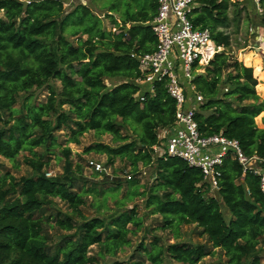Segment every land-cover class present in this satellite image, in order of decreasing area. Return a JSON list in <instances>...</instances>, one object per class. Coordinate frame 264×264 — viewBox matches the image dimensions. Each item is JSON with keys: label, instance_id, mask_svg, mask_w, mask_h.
Masks as SVG:
<instances>
[{"label": "trees", "instance_id": "trees-1", "mask_svg": "<svg viewBox=\"0 0 264 264\" xmlns=\"http://www.w3.org/2000/svg\"><path fill=\"white\" fill-rule=\"evenodd\" d=\"M67 1L0 0V157L17 167L23 152L21 161L30 167L16 177L1 171L0 161V264H144L106 259L129 246V233L143 224L136 205L123 206L135 196L144 198V208L160 215L162 228L174 230L175 237L180 226L194 224L206 238L162 244L154 236L148 247L139 242L134 251L144 252L150 264H264L258 246L264 243V197L257 175L242 173L236 160L224 158L215 192L229 212L226 218L216 197L205 196L199 168L167 154L153 157L158 130L175 119V100L165 80L156 82L152 93L136 81L142 76L138 58L155 48L148 22L156 0H90L98 13L81 2L67 10ZM196 3L189 19L221 47L204 71L196 72L200 66L193 64L191 83L204 98L194 116L198 130L222 133L238 140L246 155L264 158V128L255 123L264 111L256 92L260 61L246 59L253 60V73L224 51L230 46L227 29L237 21L229 16L236 1ZM101 15L115 30L104 26ZM44 89L45 99L38 100ZM89 131L110 134L112 143L88 144L83 153L105 154V168L118 158L130 166L129 177H119L123 168L84 174L68 144H79ZM56 147L62 172L47 176L48 155ZM150 164L154 181L139 191L134 177L140 165ZM101 181L110 191L132 188L109 212L105 198L91 203L90 216L84 207L89 196L103 192ZM215 251L224 254V262L204 260Z\"/></svg>", "mask_w": 264, "mask_h": 264}, {"label": "built area", "instance_id": "built-area-1", "mask_svg": "<svg viewBox=\"0 0 264 264\" xmlns=\"http://www.w3.org/2000/svg\"><path fill=\"white\" fill-rule=\"evenodd\" d=\"M156 3V13L148 22L155 36V48L138 58L142 76L136 81L152 93L154 84L165 80L166 90L175 100V119L158 130L159 143L153 146L154 151L161 148L158 156L179 157L199 168L203 175L200 184L207 192L218 190L220 166L230 156L240 165L242 173L249 171L258 176L264 197V158L246 155L238 140L222 133L206 135L198 130L194 116L204 98L191 83L193 64L197 62L200 67L195 71H200L202 64L206 65L221 47L213 43L207 29L194 27L189 19L197 6L196 0H156ZM136 95L143 99L140 93ZM88 166L106 172L99 161L89 160Z\"/></svg>", "mask_w": 264, "mask_h": 264}, {"label": "rangeland", "instance_id": "rangeland-1", "mask_svg": "<svg viewBox=\"0 0 264 264\" xmlns=\"http://www.w3.org/2000/svg\"><path fill=\"white\" fill-rule=\"evenodd\" d=\"M236 4L230 6L229 9V16L230 18L235 16L237 21L232 22L231 26L227 29V31L230 34V46L226 48L224 51L226 54H228L231 58H236L238 61H240L244 66L251 67L253 73L254 72V64L253 60H249L248 62L246 59L249 58H255L257 57L259 59V66L260 71L263 73L256 75L258 84L256 86V92L257 94L264 100V19H263V9L264 5L260 3V0H235ZM78 2L81 3H88L89 6L98 13V10L94 8V6L90 3V0H69L67 1L64 6L67 10L71 9L72 6ZM240 11L239 15H234L236 11ZM117 20L119 21V15L114 14ZM102 17V15H101ZM263 19V20H262ZM102 21L104 26L107 29H113L112 24L109 21V18L102 17ZM129 26V25H127ZM205 66V63L202 64V67L199 69L201 72L204 71L203 67ZM254 75V74H253ZM117 79H114L116 82ZM113 81V82H114ZM110 80H106V83L109 85L110 83H113ZM58 84V81L56 82ZM46 96V90H42L37 94L38 100H44ZM255 123L258 128H264V111L255 118ZM62 143V137L59 139ZM104 142V143H112V136L110 134H102V135H96L95 132L89 131L88 133H85L81 137L79 144L69 143L68 146L71 148V159L74 162H79L83 166V171L85 175H88L89 177L92 176L94 170H92L88 166L89 160H95L99 161L102 164H105L106 162V155L105 154H97L94 152H91L89 154H84L83 149L88 144L94 143V142ZM161 153V148H157L154 151L155 157L157 154ZM24 153L22 152L21 155L17 158V167L14 166L13 163L9 162L8 160L0 157V161L4 163L3 169L1 171L8 170L11 174L18 177L24 174H28L30 172V167L22 163V155ZM49 156L48 161V169L46 172L47 176H53L56 174H60L62 172V164L63 161L61 160V154L59 152V148L56 147L54 149V152ZM119 168H123V172H118L117 174L119 177L124 178L130 171V166H126L123 161H120L118 158L115 159L114 164L112 166H106L105 171L107 174H112V172L115 170H118ZM139 181V191L144 190L145 187L149 186L155 178V169L154 164H150L147 166H139L138 174L134 177ZM101 179L100 176H97L94 178V180L99 181ZM99 188L101 191H103L101 194L96 195L95 197L93 195L88 197L89 206L86 205L84 207L85 213H88L90 216L94 214V207H91V203L96 202H103L104 198L106 200V207L104 210L107 212L115 209V199H122L126 192L128 190H131V186L124 185L119 190L116 191H110L108 188V184L103 183V181L98 183ZM109 190V192H108ZM113 192L115 194H113ZM205 196H215L216 199L219 201L221 211L223 212V215L228 218L229 212L226 209V207L223 205L221 198L218 196V194L213 191H208L205 193ZM115 195V196H114ZM63 209H65V206L60 204ZM132 205H136L138 214L143 220L142 226L135 231L134 233H129V239H130V245L124 247L121 251H119L115 256H107V261L117 259L122 260L125 262L130 261H141L144 264H150V262L147 260L146 254L144 252H140L138 255V251H134L136 249V246L139 244V242H143V245L149 246V244L153 241V237L157 236L160 238V243L166 244V243H172L176 240L189 242V243H203L206 242V238L204 236H201L199 232V228L196 227L194 224L189 225H182L180 226V235L179 237H175L174 230L169 228H162V219L160 215H154L148 213V210L144 208V198L142 196H135L132 199H125L123 202L124 207H130ZM259 247L263 248L262 253V260L264 262V243L260 242L258 244ZM93 251L96 250V246L92 247ZM133 256V257H131ZM204 260L206 261H215L218 262H224L225 256L223 253H216L213 257H206ZM171 263V261L166 260L165 264ZM173 264V263H172Z\"/></svg>", "mask_w": 264, "mask_h": 264}, {"label": "water", "instance_id": "water-1", "mask_svg": "<svg viewBox=\"0 0 264 264\" xmlns=\"http://www.w3.org/2000/svg\"><path fill=\"white\" fill-rule=\"evenodd\" d=\"M25 3H27V2H25ZM125 29H127V27Z\"/></svg>", "mask_w": 264, "mask_h": 264}, {"label": "crops", "instance_id": "crops-1", "mask_svg": "<svg viewBox=\"0 0 264 264\" xmlns=\"http://www.w3.org/2000/svg\"><path fill=\"white\" fill-rule=\"evenodd\" d=\"M71 1V0H70Z\"/></svg>", "mask_w": 264, "mask_h": 264}]
</instances>
